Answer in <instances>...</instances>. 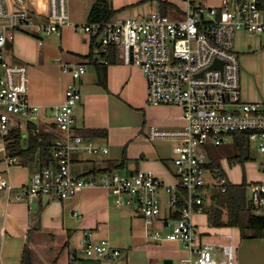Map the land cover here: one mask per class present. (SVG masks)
Segmentation results:
<instances>
[{"label":"built area","instance_id":"obj_1","mask_svg":"<svg viewBox=\"0 0 264 264\" xmlns=\"http://www.w3.org/2000/svg\"><path fill=\"white\" fill-rule=\"evenodd\" d=\"M43 2V6H37L33 0H0V137L4 140L23 123H36L40 113V106L29 99L28 66L10 62L5 55L11 35L25 32L42 45L44 37L61 36L64 27L72 26L99 39L98 62L108 64L109 52L116 48L123 61L140 67L147 82L148 104L181 109L180 125L154 124L147 128L149 139L175 143L176 183L168 184L148 169L73 174L75 152L95 155L108 153L109 149L93 143L76 127V113L83 97L80 88L70 82L63 101L53 109L54 128L59 132L53 140L56 163L34 172L24 193L15 198L31 204L44 195L65 199L88 187H102L116 206L134 207L141 214L152 239L183 245L188 254L181 258V264H258L242 263L232 240L219 244L202 242L193 216L204 211L202 191L218 181L207 166L210 147L228 145L234 135L246 134L262 155L264 171V102L243 99L240 55L236 50L240 30L264 34V0H223L220 6L187 0L188 8L181 18L157 11L120 21L85 24L71 20L69 0ZM62 70L75 80L86 73L87 66L65 63ZM206 170H210L215 183H207ZM227 181L220 179L222 184ZM11 188V182L0 177V192L9 194ZM250 188L254 203L264 207V182L253 183ZM162 189L169 194L173 210L179 199L185 200L179 217L173 218L171 224L167 222L168 231L151 228L161 219ZM80 252L86 258H116L121 254L109 239L93 240L89 235L82 239Z\"/></svg>","mask_w":264,"mask_h":264},{"label":"crops","instance_id":"obj_2","mask_svg":"<svg viewBox=\"0 0 264 264\" xmlns=\"http://www.w3.org/2000/svg\"><path fill=\"white\" fill-rule=\"evenodd\" d=\"M37 6L43 0H33ZM98 0H69V13L73 22L89 21L91 8ZM116 10L112 20L164 12L173 18L184 16L187 0H110ZM166 1L165 3H162ZM89 32L66 26L61 36L44 37L40 45L37 38L15 31L4 49L10 62L25 63L29 74V99L40 106L38 127L54 135V107L64 99L70 82L82 92V106L76 113L78 129H102L106 137L89 138L93 143L106 145L108 153L88 155L79 150L73 155L71 171L84 174L91 171L123 170L129 173L138 169L153 170L164 182L176 183L173 157L175 143L167 139L151 140L147 136L150 125L174 127L182 123L181 109L177 106L147 103L146 78L137 65L123 61L122 53L112 49L108 64L90 61V54L100 51L99 39L94 43ZM238 52L247 54L264 52L259 34L240 30L236 35ZM65 63L85 64L86 73L73 79L62 70ZM103 80V81H102ZM258 90L242 89L246 101L264 102ZM27 131V123L20 126ZM26 144V141L25 143ZM5 141L0 137V177L7 178L10 193L0 192V264H22L26 249L32 264H181L188 254L179 242H157L148 235L149 228L134 207L116 206L107 189L88 187L77 195L60 199L44 195L31 204L17 200L32 173L39 169L32 164L9 162ZM221 163L227 179L233 183L264 182L261 160L241 163ZM36 168V169H35ZM165 194V200H163ZM162 203L161 219L151 228L168 231L174 211L165 190L159 192ZM202 242L219 244L230 240L242 263L264 264V238H242L238 227H216L210 224L207 212L193 216ZM89 235L93 240L107 238L121 254L116 258H86L80 252L82 239ZM230 235V237H229ZM166 260L170 262H165Z\"/></svg>","mask_w":264,"mask_h":264},{"label":"trees","instance_id":"obj_3","mask_svg":"<svg viewBox=\"0 0 264 264\" xmlns=\"http://www.w3.org/2000/svg\"><path fill=\"white\" fill-rule=\"evenodd\" d=\"M115 11L110 0H98L91 8L89 21H109ZM96 39L97 37H94L95 44ZM113 50L116 52L117 49ZM87 57L90 61L98 63L97 55L90 54ZM79 132L91 139L107 136V131L102 129H79ZM24 134L27 136L26 144H24ZM55 136L53 132L42 129L33 122L27 123V131L20 127L13 128L4 138L8 157L23 165L38 161L40 168L54 165L56 163L53 154ZM232 143L237 146L238 151L228 155L229 162L243 165L252 159L250 142L246 134L234 135ZM220 154V147L209 148L210 161L207 166L218 181L214 185V190L209 186L202 191V206L204 212L208 213L210 224L216 227H238L242 238H264V207L257 206L253 201L250 188L253 183H248L246 180L233 183L228 179L227 183H220V179L227 178L220 162ZM209 199L214 206L211 210H206V202ZM184 204L185 200L179 199L177 208L172 212L173 218L179 217L180 209ZM22 264H32L28 249L24 251Z\"/></svg>","mask_w":264,"mask_h":264},{"label":"rangeland","instance_id":"obj_4","mask_svg":"<svg viewBox=\"0 0 264 264\" xmlns=\"http://www.w3.org/2000/svg\"><path fill=\"white\" fill-rule=\"evenodd\" d=\"M223 0H196L197 3L209 5V6H220ZM246 32V31H245ZM261 39L264 41V34H259ZM237 45V40H236ZM238 46V45H237ZM236 46V50L238 51ZM264 46V42H263ZM240 55L241 64V83L242 89L247 86L248 89L258 90L257 92L264 98V52L256 51L252 54H247L248 56H243L244 54L238 52ZM220 162L226 167L228 155L237 152V146L233 143L224 145L220 147ZM250 152L253 156L257 157L258 160L262 159L261 153L257 150L254 143H250ZM37 169H40V164L38 161L31 163ZM36 169V168H35ZM35 172V171H34ZM32 173V175L34 174ZM120 173H127L123 170H117ZM205 179L208 184L215 183L214 177L210 174V170H206L204 173ZM214 185H211V189ZM163 200H165V194H163ZM213 202L209 199L206 202V210H211L213 208ZM90 259H101V258H90Z\"/></svg>","mask_w":264,"mask_h":264},{"label":"water","instance_id":"obj_5","mask_svg":"<svg viewBox=\"0 0 264 264\" xmlns=\"http://www.w3.org/2000/svg\"><path fill=\"white\" fill-rule=\"evenodd\" d=\"M217 63H219V62H216V65H217ZM23 138H24V143H25L26 138H27L26 134H24V137ZM165 262H170V261L166 260Z\"/></svg>","mask_w":264,"mask_h":264}]
</instances>
